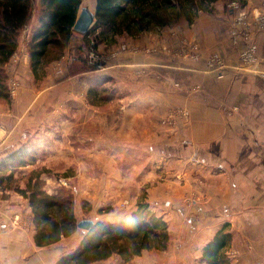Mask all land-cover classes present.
<instances>
[{
    "label": "crops",
    "instance_id": "1",
    "mask_svg": "<svg viewBox=\"0 0 264 264\" xmlns=\"http://www.w3.org/2000/svg\"><path fill=\"white\" fill-rule=\"evenodd\" d=\"M224 3V0H217L209 11H199L182 31L177 29L183 38L182 41L192 39L198 42L200 49L197 58L182 54L181 50L184 52L189 48V44L185 42L183 45L176 43L177 47L179 45L177 52H181L180 54L169 55L164 48L175 42L169 36L170 29L168 26L158 27L154 24L130 36L110 35L98 43L96 50L100 55L106 54L108 57L114 51H118L117 57L109 59L114 66L118 64L123 65L122 67L127 65L148 67V72L143 77L129 78L132 83L131 97L126 100L121 130L117 134L118 140H129L131 144H159L161 148H166L164 155L160 156L162 159L160 170H172L176 172L175 174L183 173L190 167L199 168L195 162L192 166H186L185 158L188 155L195 154L199 160L204 162L211 160L217 164L216 166L224 173L220 171L216 175L211 198L206 207L214 216L218 215L222 208L226 210L220 220L221 225L228 223L230 233L225 249L226 258L232 259L230 264H264V80L239 66L238 53L242 44L232 46L229 42V15L224 9ZM246 3V6L252 9L259 6L260 0H246ZM34 19L33 14L28 24L30 29L34 25ZM28 25L20 33L21 41L18 40V47L25 50L27 47H24L23 40L25 33L28 32ZM254 40L257 46L255 68L264 72V30L256 33ZM69 46L68 44L64 48L60 59L45 58L47 68L64 58ZM151 48L155 49L156 53L146 51ZM214 53L222 55L227 64L217 72L209 70L207 66V59ZM24 75L26 83L34 79L30 71H24ZM175 82L181 83L179 89L171 85ZM25 84H21L22 90ZM191 86H199V89L193 90ZM47 89L49 87L46 86L43 91ZM43 91L40 93L43 94ZM70 91L72 92V89ZM86 106L80 105L81 112ZM168 106L182 107L189 112L188 120L174 130L158 122ZM233 107L236 111H230ZM61 123L55 127L57 130L64 129L66 138H59L57 132L50 129L45 141H40L49 150V160L60 153L57 143L62 142L61 139L70 138V132L82 142L88 140L90 136L100 137L98 133L90 131L86 121ZM4 138L2 144L8 143V138L5 136ZM168 149L171 153H168ZM69 151L71 153L72 149ZM102 156H99L101 157L99 159L102 160V171L105 172V158ZM157 156L158 154L155 155V159H159ZM139 169L140 164L133 165L129 173L126 172L125 178L117 176L113 170L115 178L106 174L107 178L100 182L98 180L96 185L91 183L90 178L83 180L84 175L80 174V180L86 185L79 187L82 193L80 195L95 208L99 204L97 198L100 193L101 202L110 207L109 211L102 215L95 212V218L107 221L126 220L136 207L142 186H145L146 201L167 222L168 247L163 251L145 250L141 255L133 257L128 264L151 262L195 264L193 258L199 257L200 249L221 225L212 232L199 228L193 234V241L186 242L188 234L183 231L176 232L174 229L181 221L171 209V205H176L182 213L179 212L185 214L186 211L180 208L186 195L185 186H180L179 181L175 179L169 182L160 181L153 185L150 179L155 174L153 170L158 169L149 168L146 171L143 168ZM108 171L110 173V170ZM183 176L187 178L186 174ZM101 182L102 187L99 185ZM187 183L188 180L185 184ZM88 185L97 190L100 187L102 190L97 191L91 198V194H83L90 188ZM193 207L194 215L199 212L197 211L199 208L200 214L203 213V209L205 210V206L201 204ZM15 216L21 220V225H12ZM214 219L217 221V218ZM33 233L31 209L27 199L17 193L16 196L0 198V264H52L61 254L60 250L74 248L82 235L78 229L53 245L37 247L33 241ZM250 244L255 247L254 250H249L247 245ZM54 250L59 252H55L56 255L49 263L45 255L49 256ZM114 260L116 255L97 264H107Z\"/></svg>",
    "mask_w": 264,
    "mask_h": 264
},
{
    "label": "rangeland",
    "instance_id": "2",
    "mask_svg": "<svg viewBox=\"0 0 264 264\" xmlns=\"http://www.w3.org/2000/svg\"><path fill=\"white\" fill-rule=\"evenodd\" d=\"M37 2L38 0H32V6L37 7ZM82 5H84V2ZM246 5L247 3L245 0V4L242 8H245L246 11H264V0H260V4L256 8L249 9ZM228 6L231 7V3L228 4ZM236 11L237 9H234V13L229 15V27L230 19L236 13ZM189 24L190 23H187L186 21L184 22L182 19L179 22L168 26L170 29L169 36L172 41H175L172 44H169L170 47H165V51H168L169 55H173L175 53L180 54L177 52L179 45L177 47L176 43L181 45H183L184 42L185 44L190 45L195 43L200 49V45L196 40L191 39L189 41H182L183 38L178 33L179 31L177 29L182 31V28ZM31 30L32 28L30 29L28 25V32L25 33V38L23 40L25 48L28 45ZM259 31L261 30H256L253 32L252 38L254 43H256L254 40L255 34ZM92 37V34L85 36L73 32L67 43V45L69 44L70 46L67 49L65 57L59 62L50 64L49 68H47L48 65L46 62L44 65L45 69L43 68L39 73L41 78L35 79L34 77V79L29 80L28 83H26L27 80L24 75V71L27 70L31 72L29 67V56L28 61H25V63L21 59L14 62L12 60L10 61L9 59V61L5 64L4 72L7 78V89L10 79H15L18 81L19 87L14 97H10L8 92V97L6 99L0 98V107L2 106L0 108V158L5 156V154L9 151L16 149L26 141L30 142L36 148L37 155L35 161L13 170L15 182L6 184L5 187H0V198L16 196L17 192H14L13 190L14 186H19L20 188L25 187L29 174L32 171L34 172L33 175L38 172V177L41 182V189L44 192L48 194H54L59 188H61L65 189L67 194L71 196L74 202V212L77 222L85 219L96 221L98 220L95 218L97 210L102 209L103 211L100 214L97 213L98 215H102L103 213L107 212L104 211V209H110V207L104 205L105 203L101 202L102 196L100 193L97 198V202H99V204L95 208L92 207L90 202H88L86 199H83L82 195H80L82 193L79 190V187L84 185V181L80 180V174L84 175L82 178L83 180L90 178L91 183L96 185L98 180L99 182L102 181L103 178H107V175L111 178H115L116 175H119L121 178H125L126 172L129 173V169L133 165L140 164L139 170H141V168H143L144 171L148 170L149 168L158 169L153 170L155 174L152 175L150 179L153 185H156L160 181L169 182L172 181V179H175L177 182L179 181L178 183L180 186H185L186 195L184 197V203L180 204V208L186 211L185 214H181L182 212L179 210V208H176V205H171V209L175 211V215L181 221V224L179 223L178 227H175L174 229L176 232L183 231L188 234V239L186 242L193 241V234L194 232L198 231L199 228H201L200 230L205 228L207 232H212L214 228H216L218 225H221V215H224L226 211L224 208H222L219 210V214L214 216V213L210 212V210L206 207V204L209 203L211 198V192L213 189L212 187L214 186V181L216 179L215 177H217L216 175L220 171L223 172V170H220V167H217V164L216 166L211 160H209V162L199 160L195 154L188 155L185 158V161L187 162L186 166H192V163L195 162L197 165H199V168L190 167L189 170H184L183 173L179 172L178 174H175L176 172L172 170H160L162 168L160 167L162 162L160 156L162 157V155H164L163 153H165L164 150L166 148H161L159 144H131L129 140H118L117 134L119 133V130H121L120 124L123 113H125L124 107L127 106V101L129 100L128 98L131 97L130 90L132 89V83L129 81V78L143 77V75L148 72L147 66L143 65L139 67L138 65V67H128L129 65H127L122 67L123 65L118 64L114 66L112 61L110 62L109 59L112 60L117 57L118 51L111 53L110 57H108L106 54L102 56L98 51H95L90 52L87 56L89 62H92V64L97 68L95 71L69 77L64 82H58L67 75L71 62L74 60H80V56L76 51L80 50L81 46H83L84 40L87 39L90 42ZM19 39L21 41V38ZM180 49L182 48L180 47ZM186 50H190V47ZM15 51L28 52V50L18 46ZM153 52L156 53L155 50L151 51V53ZM62 56L63 53H60L57 57H54V59L58 60ZM41 73H44V75ZM96 80L99 82L95 85ZM22 83H26L24 90H22ZM171 85L177 89L181 87L180 82H175ZM46 86L49 87V89H47V91H43ZM68 88L70 90L72 89V92L68 90ZM42 91L44 92L43 94H41ZM124 100L127 101L122 103ZM84 104L87 106L84 107L85 110L81 112V109H79L80 105ZM88 107L90 108L87 109ZM174 107L175 106H168V108L165 110V113L167 110ZM165 113H163L158 119V122H160L161 125V121ZM148 115L150 116V114ZM65 121H86V125H88L90 131L95 134L98 133L100 137L96 138L95 135L93 137L90 136L88 140L82 142L76 139V137L73 135V132H70V138L65 140L61 139L62 142L57 143L60 153L53 156L52 160H49V150L46 148V146L41 144L40 141H45V137L49 136L48 133H50L51 130H54L55 133L57 132L59 138H66L65 130L62 128L57 130L55 127H58L60 122L63 123ZM4 136L8 138V140H6L10 143L8 142L2 144ZM70 149H72L71 153H69ZM168 151V153H171L170 149H168ZM160 153L161 155H159ZM156 154H158L159 159H155ZM101 155H103L102 157L105 158L104 166L106 168V173L102 171V160L99 159L101 158L99 157ZM221 167L223 168V166ZM108 170H110V173ZM113 170H115L116 175L113 174ZM100 171L103 172V174ZM184 174H186L187 178L183 176ZM186 180H188L187 184H185ZM102 184L103 182H101L99 185L102 187ZM88 187H90V185H88ZM144 189L145 186H142L140 197L142 194H144L146 199V192ZM100 190H102L100 187L98 190L94 187H90L87 191L83 192V194H91V198H93L95 193ZM196 204L198 206H200V204L205 206V210L203 209L202 214H200L201 208H199L197 211L200 213L198 212V214L196 212V215H194L193 205ZM124 206H126V203ZM155 213L157 214L156 211ZM189 215H192V217ZM214 218H217V221H215L216 219ZM17 221V225L22 224L19 218ZM247 247L249 250L255 249V247L253 248L251 244L247 245ZM71 248H64V250H60V252L62 253L68 251ZM55 252L59 251L54 250L53 252L49 253V256L45 255V259H48L49 263L53 259L54 255H56ZM131 259L124 261L119 256H116V260L107 264H128ZM193 260L195 261V264H203L199 257H194ZM227 260L229 264L232 263V259L230 257H228ZM151 264H160V262H151Z\"/></svg>",
    "mask_w": 264,
    "mask_h": 264
},
{
    "label": "trees",
    "instance_id": "3",
    "mask_svg": "<svg viewBox=\"0 0 264 264\" xmlns=\"http://www.w3.org/2000/svg\"><path fill=\"white\" fill-rule=\"evenodd\" d=\"M217 0H96V22L85 36L80 50V60L71 62L68 73L58 82L69 77L95 71L88 55L95 52L100 41L112 35L130 36L146 30L150 24L158 27L171 26L180 20L191 23L199 11H209ZM228 15L234 9L228 4L235 2L242 8L245 0H224ZM0 0V98L8 97L7 78L4 66L18 46L22 29L29 24L33 14L34 25L29 37L27 50L29 67L35 79L46 63L45 58L54 59L67 45L73 34L80 0ZM86 38V37H83ZM85 54V55H84ZM84 56V57H83ZM99 81L96 80L95 85ZM36 148L24 142L0 158V187L15 182L13 170L35 161ZM29 174L25 187L14 186V192L27 199L31 209L34 227L33 241L37 247H48L69 237L78 230L74 202L65 189L59 188L54 194L41 189L38 172ZM103 210H97L100 214ZM109 211V208L104 209ZM74 248L61 253L52 264H97L116 255L128 261L141 255L145 250L163 251L168 247V225L161 215L152 210L144 194L138 199L129 219L93 221ZM230 239L228 223H224L207 241L200 251L203 264H229L225 249Z\"/></svg>",
    "mask_w": 264,
    "mask_h": 264
},
{
    "label": "built area",
    "instance_id": "4",
    "mask_svg": "<svg viewBox=\"0 0 264 264\" xmlns=\"http://www.w3.org/2000/svg\"><path fill=\"white\" fill-rule=\"evenodd\" d=\"M231 7L237 9L236 13L230 19L229 37L232 46L242 44V48L238 53V64L240 67L245 68L254 74H257L262 80H264V72L255 68L257 63L256 57V43L253 41V32L256 30L264 29V11L251 12L246 11L245 8H238L237 3L232 2ZM190 50H181L182 54L191 58H197L199 46L195 43L189 44ZM155 49H147V52H151ZM165 50V48H164ZM167 50V48H166ZM180 52V53H181ZM191 52V53H190ZM12 61L22 60L24 63L28 61V53L24 51L14 52L12 54ZM226 63L223 57L217 53L212 54L207 59V66L209 70L217 72L226 67ZM19 87L18 81L10 79L8 83V92L10 97H14ZM193 90L199 89V86L192 87ZM230 111H236V108H232ZM189 118V112L181 107H174L166 111L161 123L166 128L174 130L179 123L187 121ZM18 218L15 216L12 219V225H17Z\"/></svg>",
    "mask_w": 264,
    "mask_h": 264
},
{
    "label": "water",
    "instance_id": "5",
    "mask_svg": "<svg viewBox=\"0 0 264 264\" xmlns=\"http://www.w3.org/2000/svg\"><path fill=\"white\" fill-rule=\"evenodd\" d=\"M84 0H80V4L77 9L75 21L72 25V31L81 35H85L95 24V6L96 0H92L91 3H85ZM93 225L91 219L80 220L76 226L82 231H88Z\"/></svg>",
    "mask_w": 264,
    "mask_h": 264
},
{
    "label": "bare ground",
    "instance_id": "6",
    "mask_svg": "<svg viewBox=\"0 0 264 264\" xmlns=\"http://www.w3.org/2000/svg\"><path fill=\"white\" fill-rule=\"evenodd\" d=\"M85 3H91L92 0H84Z\"/></svg>",
    "mask_w": 264,
    "mask_h": 264
}]
</instances>
